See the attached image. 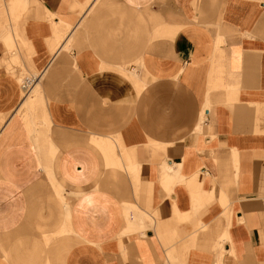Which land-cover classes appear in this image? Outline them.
Wrapping results in <instances>:
<instances>
[{
  "label": "crops",
  "instance_id": "crops-1",
  "mask_svg": "<svg viewBox=\"0 0 264 264\" xmlns=\"http://www.w3.org/2000/svg\"><path fill=\"white\" fill-rule=\"evenodd\" d=\"M99 1L0 0V264H264V0Z\"/></svg>",
  "mask_w": 264,
  "mask_h": 264
},
{
  "label": "rangeland",
  "instance_id": "rangeland-1",
  "mask_svg": "<svg viewBox=\"0 0 264 264\" xmlns=\"http://www.w3.org/2000/svg\"><path fill=\"white\" fill-rule=\"evenodd\" d=\"M106 1H108V0H100L98 3L99 4H101V3H103V2H106ZM90 14H93V12H91ZM13 22H14V20H13ZM26 56V55H25ZM31 72H32V70H31ZM33 73V72H32ZM33 75H35V76H38V78H39V75L36 73V74H33ZM24 76H25V74H24ZM23 80V79H22ZM22 80L20 81V83L22 82ZM39 82V81H38ZM38 82H37V84H36V86H35V88L33 89V91H32V93L31 94H29V95H27V96H23V94H22V97H23V99L24 98H27L28 100H30V99H32V97L34 96V94L36 93V91H37V87H38ZM108 144V143H107ZM106 144V145H107ZM99 148H101V144H99V145H97ZM107 146H109L110 147V150H111V153L113 152L114 153V151H113V149H114V145L112 144V143H109V145H107ZM129 170H131L129 167L127 168V171H129Z\"/></svg>",
  "mask_w": 264,
  "mask_h": 264
},
{
  "label": "built area",
  "instance_id": "built-area-1",
  "mask_svg": "<svg viewBox=\"0 0 264 264\" xmlns=\"http://www.w3.org/2000/svg\"><path fill=\"white\" fill-rule=\"evenodd\" d=\"M35 81H36V78L34 76L25 78L20 83V89L23 91H28L34 85Z\"/></svg>",
  "mask_w": 264,
  "mask_h": 264
},
{
  "label": "bare ground",
  "instance_id": "bare-ground-1",
  "mask_svg": "<svg viewBox=\"0 0 264 264\" xmlns=\"http://www.w3.org/2000/svg\"><path fill=\"white\" fill-rule=\"evenodd\" d=\"M30 76H34L35 78H37L38 79V76H35V75H30ZM29 76V77H30ZM24 79V78H23ZM23 81V80H22ZM36 84H37V82L28 90V91H23L22 90V94H23V96H27V95H29V94H31L32 93V91H33V89L35 88V86H36Z\"/></svg>",
  "mask_w": 264,
  "mask_h": 264
}]
</instances>
